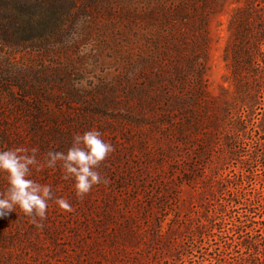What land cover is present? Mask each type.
I'll return each mask as SVG.
<instances>
[{
    "label": "rangeland",
    "instance_id": "1",
    "mask_svg": "<svg viewBox=\"0 0 264 264\" xmlns=\"http://www.w3.org/2000/svg\"><path fill=\"white\" fill-rule=\"evenodd\" d=\"M263 124L264 0H0V150L115 149L82 198L34 167L72 211L0 219V264H264Z\"/></svg>",
    "mask_w": 264,
    "mask_h": 264
},
{
    "label": "clouds",
    "instance_id": "2",
    "mask_svg": "<svg viewBox=\"0 0 264 264\" xmlns=\"http://www.w3.org/2000/svg\"><path fill=\"white\" fill-rule=\"evenodd\" d=\"M114 150L113 145L102 139L96 129L75 134L67 152L49 151L43 162L37 160L36 149L0 150V176L7 183V190L0 194V219L6 218L18 207L25 215L33 218L38 228H42L43 224L39 221L46 218L49 201L54 199L53 190L50 185L31 179L32 169H55L59 164L63 179L74 181L76 195L82 198L94 186L109 183L98 169ZM54 203L63 211H72L71 204L65 198H56Z\"/></svg>",
    "mask_w": 264,
    "mask_h": 264
},
{
    "label": "trees",
    "instance_id": "3",
    "mask_svg": "<svg viewBox=\"0 0 264 264\" xmlns=\"http://www.w3.org/2000/svg\"><path fill=\"white\" fill-rule=\"evenodd\" d=\"M249 12L248 10H245V11H242L241 14L242 15H247L245 13ZM245 26H247V24L243 23L242 24V27H244L243 29H245ZM263 36V35H262ZM243 43V41H242ZM245 46H242V45H239L238 46V52L235 53V58H234V67H235V72H234V80H235V84H236V87L238 89L239 92H244V89H243V84H242V78H241V71H240V60H241V56L245 54L246 58L249 59V56L250 54H247L246 50L244 48ZM252 49L253 50V55H251V61H254L256 58H259V53H260V48L258 45H250L249 46V49ZM248 49V50H249ZM251 51V50H250ZM246 52V53H244ZM253 83H257L256 80H254ZM257 86H258V83H257ZM251 90V89H250ZM253 94H255L257 92V90H254L253 89ZM245 94V97H252V98H255V95L252 96L251 94V91H249V89H246V93ZM251 102V101H250ZM247 101L246 99V102H245V99H242V101H240V104L242 107H247V109H250V107H252V104ZM249 111V110H247ZM262 124V123H261ZM259 130L260 132L264 135V124L259 126ZM264 160V158H262ZM264 163V162H263ZM162 235V233H161ZM175 236L174 233H164L162 236H161V244L163 247H165L164 249L168 250L167 251V256L163 258V260H165V263L171 261L172 257H173V250H172V246H171V243L173 242V237ZM175 258V257H174Z\"/></svg>",
    "mask_w": 264,
    "mask_h": 264
}]
</instances>
